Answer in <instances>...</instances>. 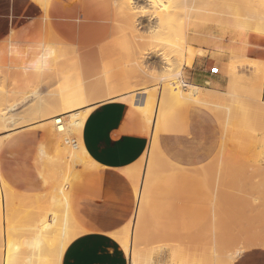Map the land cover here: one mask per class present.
Instances as JSON below:
<instances>
[{
    "label": "crops",
    "instance_id": "0c3cea01",
    "mask_svg": "<svg viewBox=\"0 0 264 264\" xmlns=\"http://www.w3.org/2000/svg\"><path fill=\"white\" fill-rule=\"evenodd\" d=\"M4 2L11 3V13L3 18L0 28V54H17L28 67L38 60H48L51 54L45 52V44L59 39L80 47L79 57L88 60L86 67L90 70V60L102 56L114 38L113 34L108 36L112 30L108 21L113 14L100 0H57L48 13L33 0ZM15 6L21 7L19 14L12 10ZM251 19L248 25L254 29ZM212 29L213 45L222 43L228 49L236 46L234 32L230 30L227 39L221 40L219 30ZM102 41L106 49L91 52L92 46ZM198 43L199 37L194 45ZM242 43L246 47L244 57L263 67L260 97L264 103V35L252 30L243 35ZM209 59L201 60L200 65L194 64L188 71L189 86H210L208 91L225 94L231 78L223 65L218 64L217 71L203 68ZM249 72L245 69L242 73L251 76ZM143 92L122 93L89 105L94 109L83 128L82 142L98 167L83 171L71 189V212L87 233L69 246L63 264H131L134 252L148 254L153 264H179L184 260H202L206 264L215 258L230 262L240 249L242 252L232 264H264V214L252 213V199L257 200L256 209L262 210L264 195L260 187L264 185V166L260 170L243 169L236 158L240 151L214 144L218 137L214 135L211 113L192 106L180 108L168 117L167 99L163 131L154 145L155 124L161 116L159 104L148 131L146 115L126 101ZM143 157L142 172L134 177L140 179L138 193L134 178L121 170L135 166ZM165 177L171 182L165 183ZM5 178L16 189L17 180ZM168 186L173 196L166 189ZM37 188L31 184L30 189ZM126 226L132 228L129 256L112 237ZM252 246L255 248L251 249Z\"/></svg>",
    "mask_w": 264,
    "mask_h": 264
},
{
    "label": "rangeland",
    "instance_id": "374dc122",
    "mask_svg": "<svg viewBox=\"0 0 264 264\" xmlns=\"http://www.w3.org/2000/svg\"><path fill=\"white\" fill-rule=\"evenodd\" d=\"M54 1L57 0H49L50 5ZM100 1L103 7H106V9L113 14L108 23L112 27L113 32L115 30L117 31L113 33L114 38L107 44L105 53L102 56L90 60L92 63L90 70L86 67V61L88 60L81 59L76 55L72 56V54H70L71 57L69 56V62L61 60L59 64L56 58L52 56V53L48 60L46 59L45 62L42 61L43 59L38 60L33 67H28L23 64L21 56L17 54L14 56L10 55V53L8 55L0 54V72H2L0 73V114L6 112V120L8 118V120L15 123V127H11L10 124H8V122L6 123V120L3 119L4 117H0V141L2 142H0V146L2 145L0 147V175L16 179L17 190H15L20 194L39 196L45 199L51 195L52 185L57 186L65 184L66 179L71 176V171L73 172V166L67 154L64 153V146L66 145L63 137L56 133L54 125H52L54 132L53 136L50 135L49 132L45 130L47 126L46 123L51 121L50 117L66 113V103L69 95L78 92L82 85L86 84V90L89 95L95 93L94 86L102 79V72L105 70L111 71L110 77L114 81L122 83L121 87H118L116 91L122 88L124 89L128 84L132 88L131 92L142 90L148 93L149 101L147 103L146 112L143 113L139 111L144 115L154 117L157 105L159 104L160 117H163L166 103L163 102V97L167 99L168 117L174 115L180 108H189L192 106H196L207 112L210 110L209 113L214 112L211 113L215 121L214 135L218 137L214 141V144L221 149H225L228 146L227 148L240 151L237 152L236 158L238 163L243 165V169L260 170L264 166V107L260 104L262 100L255 90V80H253L255 78L256 67L258 64L260 65V63L256 64L253 61L244 60L246 59L244 57L246 47L244 49L245 43H242L241 37L244 34L246 35V32L249 33L253 29L248 25V20L250 19L249 11L242 6L240 1L199 0L200 12L198 13V19L195 20L196 23L193 22L194 20L191 21V19L188 20L187 18L181 19L182 22L181 20L178 22L180 24L177 23L175 27L176 34L180 29V25L182 27V25L184 26L186 24L184 26L185 28H196L198 30L197 38L199 37V43L197 45L190 44V48L187 49V53L190 51L192 53V49H194L193 53L196 52L197 59L189 62L187 59L191 60V58L186 57L181 69H176V66L182 63L179 53L178 37L171 39L166 48L168 59L166 58L165 61H168V65H166L167 63L165 61H162L158 57L154 58V56H150V59L147 60L137 53L141 50L142 44L138 46L131 38L123 37L122 32L125 24L122 16L118 13V6L115 1ZM115 5L117 8H115ZM12 10L19 14L21 7L15 6ZM10 13L11 3L1 0L0 28L4 24L3 18L10 15ZM229 18H232V23H229ZM130 22L136 23V20L134 21V19H132ZM144 24L148 25V22ZM213 27L219 30L221 40L227 39L230 30L234 32L236 34V46L228 49V47L222 43L213 45ZM145 30L146 29H143V31ZM49 46L50 44H45V47L55 49V44L53 47ZM55 47L57 48V46ZM53 49L52 52L54 51ZM203 49L206 50L203 51ZM55 50L57 51V49ZM189 54L187 56H189ZM142 58L143 60H141ZM207 58L210 59L205 66H202L203 68H206L208 71L212 69L217 71L218 64H220L223 65V68L229 74L231 80L225 94L231 91V94L234 93L235 96L232 95L233 98H231L230 95V97L227 95L228 97L226 96L224 99L230 98L232 99V103L236 105L232 104L230 99L222 103L224 99H222L221 95L225 94L216 92V94L214 93L216 98L218 94L220 95L218 98L221 97L220 99L212 100L215 99V95L213 94V97L211 95H206L204 97L207 98L206 101L208 103H205L209 104V108L208 105L206 106L202 101L201 104L204 103V105L194 102L197 100L200 102L199 99H193L194 101H191L192 99H189V101L181 99L177 101L173 91L174 83L177 82L185 93H190L191 86H189L190 78L188 71L193 69L194 64L200 65L201 60ZM148 61L149 64L154 66V70H148V72L145 73L144 71H140L142 69L141 67L146 64L145 62L148 63ZM155 61L156 63H154ZM70 62H72V65H70ZM161 62L164 64L160 65ZM73 63L74 65L77 64V66L75 65V67ZM187 64L189 65L187 66ZM72 66L74 68H71ZM156 66H162L167 69L164 70L160 67L163 70H159ZM167 66H169V69ZM245 69L251 70V72H249L251 76H245L242 73ZM168 77L171 78L169 79ZM167 78L168 80H165ZM210 88V86L204 87L201 93H207ZM244 94L246 97L242 96ZM133 96L127 98L126 101L132 100ZM210 97H212V99ZM42 105L43 107H41ZM218 105H222L221 107L223 108H218ZM130 106L132 107V105ZM67 115L68 114L65 116ZM233 122L235 123L232 125ZM1 124L3 126H10V130L7 129L8 131L6 130L5 132L2 131L1 129L3 126ZM235 124L238 130H236V126L233 127ZM8 135L9 137H7ZM70 138L79 139L76 135ZM42 148L46 152V157H43L40 153ZM76 170L79 178L82 174V169L77 168ZM47 179L48 184H50L49 186L45 185V180L47 181ZM23 180H25V183H23ZM31 184L37 185L38 188L33 190L30 189ZM74 184L75 183H73V185ZM260 191L261 195H264V185L260 187ZM0 195V233L2 231L3 235L2 240L0 237V264H5L4 258H9L11 264H20L24 261V256L28 251L25 242L26 239L31 236V232L29 231V228L33 225L31 217L36 209H33L30 203L19 202V199V203H16V199L14 203L17 205L14 204L15 207H13L12 214L9 216L5 210V194L1 183ZM45 199L41 200L44 202ZM22 203H25L24 206ZM48 209V207H40V209H38V212H41V214H39L40 218H43L46 214L43 210H47L48 212ZM253 215L256 214L253 213ZM131 254L137 255L140 264L151 263V259L146 253L134 252ZM1 257H3V259ZM220 261L221 260L216 258L206 261V264H220ZM202 263V260H184L179 262V264Z\"/></svg>",
    "mask_w": 264,
    "mask_h": 264
},
{
    "label": "bare ground",
    "instance_id": "6f19581e",
    "mask_svg": "<svg viewBox=\"0 0 264 264\" xmlns=\"http://www.w3.org/2000/svg\"><path fill=\"white\" fill-rule=\"evenodd\" d=\"M33 1L35 3H37L46 13H48L49 8H50L49 0H33ZM114 1L118 6V13L122 16V18L124 20V24H125L124 27L125 28L123 27V32H122L123 37L131 38L136 43V45H138V46L141 44L143 45L141 47V50L139 52H137L143 58L145 57L148 60V59H150V56H154V58L158 57L162 61H165V59L168 57L167 52H166V48H167L169 42L174 37H176V38L178 37L179 53L181 56V62L182 63L179 64L178 66H176V69H181V67L183 66V63H184L183 61L186 59V57L191 58V60L187 59V60H189V62H191L192 60H195L196 52L193 53L194 49H192V51H193L192 53H191V51L189 52V50H188V52L190 54L187 53V49L190 48V44H196L197 43V32H198V30L196 28H191V29L185 28L184 27L186 25L185 24L184 26L182 25V27L180 25V29L178 30V32L176 34L175 27L177 26V23L181 19L183 20L186 18L188 20L191 19V21L194 20L193 22L196 23L195 20L198 19V16H199L198 13L200 12L199 11L200 10L199 0H114ZM239 1L242 4V6L246 10L249 11V13H250L249 18L251 17L253 19V21L251 19L252 24H253V22H255V28L253 29V31H256V32L264 35V0H239ZM201 5H203V4H201ZM117 6L115 8H117ZM243 14H244V12H243ZM132 19H134V21L136 20V23L130 22V20H132ZM182 20H181V22H182ZM145 22H148V25H145L144 24ZM186 22H187V20H186ZM245 22H246V20H245ZM178 24H180V23H178ZM244 24H246V23H244ZM143 29H146V30L143 31ZM248 30H249V28H248ZM116 31L117 30H115L113 32V29H112L111 33L108 36L112 35L113 33H116ZM52 34H53V32H52ZM246 34H247V32H246ZM52 38H54V35ZM241 39L243 40V36L241 37ZM54 40L53 39L51 40L52 43H50L49 47H53V45L55 44V46H57V48L55 46H54V48L57 49V51L52 48L55 51V52L54 51L52 52V49L46 48L45 52L47 54L53 53L52 56H54L56 58V60L59 62V64L61 63V60H66L69 62V59L71 57L70 54H72V56H74V55L79 56V54L81 53L82 49H80V47L73 46L69 43L62 42L59 39L54 43L53 42ZM244 42H245V40H244ZM51 44H53V45H51ZM138 46H137V48H138ZM94 48H96V49H94ZM105 49H106V45L103 44V41H102L96 45H93L91 52H99L100 53ZM188 54H189V56H187ZM143 58L141 60H143ZM244 60H247V59H244ZM74 61H76V60H74ZM165 62L167 63L168 61H165ZM74 63H76V62H74ZM74 63H73V65H74ZM145 63H146V64H144L145 66L143 65L141 67L142 69L140 71H144V73H145V72H148V70H152V69L154 70V68H153L154 66L152 64H149V61H148V63L147 62H145ZM154 63H156V61ZM246 63H247V61H246ZM163 64L161 62L160 65H163ZM70 65H72V62H70ZM75 65L77 66V64H75ZM166 65H168V63ZM188 65L189 64H187V66ZM244 65H245V62H244ZM160 67H162V66H160ZM160 67L158 66L157 68L159 70L167 69V68H163V67H162L163 68L162 69ZM167 67L169 69V66H167ZM71 68H74V67L72 66ZM157 68H156V70H157ZM254 69H255V67H254ZM71 70H73V69H71ZM0 73H2V72H0ZM110 73H111V71H109V70L108 71L105 70L102 72V74H103L102 79H100V81H98V83L94 86L95 91H96L95 93L89 95L87 93V90H86V87H87L86 84L82 85L80 90L78 92H76L75 94L71 93L67 99L66 113H64L62 115L59 114L57 116H52V117H50L51 121L49 123H46L47 126L45 127V130H47L50 135L53 136L54 132H53V126L52 125H54L56 133L63 137L65 145H66V146H64V153L67 154V157L70 159L71 164L73 166V172L71 171V176H70V178L66 179L65 184H60L57 186L52 185V192L50 191L51 195L48 196L47 199H45L44 197L40 198L39 196H29V195L20 194L19 192H17L14 189L10 180H8L5 177L0 175V183L2 184V186L4 188L5 205H6L5 210H6L7 215L10 216L12 214L13 207H15L14 204L19 203L21 201L26 202V203H30L31 206L33 207V209H36V211L34 210L35 212L33 213L32 217H31V221L33 222V225L29 228V231L31 232V236L28 239H26V242H25V246L27 247L28 251H27V254L24 256V261L20 264H62L64 254L67 251V249L69 248V246L74 241H76L78 238H80L81 236H83L84 234L87 233L78 224L77 220L75 219V217L73 216V214L71 212L70 197H71V189L73 187V183H75L76 179L78 178V173H77L76 169L81 168L82 172L83 171L85 172V171H88V170H91L93 168L98 167V165L94 162V160L88 155V153L85 150V147L83 145V142H82L83 128L85 126L86 120L88 119V117L90 116V114L92 113V111L94 109L93 106H89V105H91L92 103L97 102V101L100 102L101 100H104L105 98L116 97L118 95H121L122 93H127L129 91L130 92L132 91L131 86L128 84L126 86L124 85L125 86L124 89L122 88L121 90L116 91V89L118 87H121L122 83L114 81L110 77ZM168 78L170 79L171 77H168ZM168 78L165 80H168ZM253 80H255L254 81L255 90L259 94V97H260L262 83H263V67L261 66V64L257 65L255 78ZM202 89L197 88V87H191V92L187 94L181 89V87L177 84V82H175L173 85V91H174V94H175L177 101L178 100L180 101L181 99L182 100L183 99L188 100V101H189V99H192L191 101H194L193 99H199L200 102L198 100L194 101V102H197L200 105H202V104L204 105V103L207 102L206 101L207 98H204L206 95L212 96V94L213 95L216 94L213 91H207V93L206 92L201 93ZM228 93L225 95H221L222 99H224V97H226L227 95L228 96L230 95L231 98H233L232 95H234V93L231 94L232 93L231 91L229 94ZM218 96H220V95L217 94V98L215 95V99H212L213 96L210 98L212 100L220 99L221 97L218 98ZM242 96L246 97L245 94ZM227 99H230V98H227ZM227 99H224L222 101V103L224 101H226ZM163 100H164L163 102L165 103L166 97H163ZM230 100L232 103V99H230ZM230 100H228V101H230ZM148 101H149L148 93L146 91H144L142 94H139L138 96H133L132 100H129L128 103H129V105H132V107L136 111H142L143 113H145ZM201 101L204 103L201 104ZM233 101H235V100H233ZM254 101H255V99H254ZM207 103H205V105L206 106L208 105V108H209V104H207ZM224 104H227V103H224ZM232 104L236 105L235 103H232ZM260 104H262V106L264 107V103L261 102ZM211 105H210V107H211ZM227 105H229V104H227ZM221 106L218 105V108L219 107L223 108ZM214 107H215V105H214ZM225 108H226V106H225ZM228 110H229V108H228ZM209 112H210V110H209ZM228 112H230V111H228ZM211 113H214V112H211ZM6 114H7L6 112H2L0 114V117H2V118L4 117L3 119L6 120V118H5ZM66 114H68V115L65 116ZM153 118H154L153 116L146 115L147 128H145V129L148 131L150 130L152 123H154ZM7 122H8V124H10L11 127H13V126L15 127V123L11 120H8V118L6 120V123ZM162 122H163L162 117H159L157 119L156 124H155V133H154L155 134L154 135L155 136L154 137L155 143H154V145L157 143L156 141L158 139L159 133L163 131ZM234 123L235 122H233L232 125ZM10 126L4 125L1 130L5 132L7 129L11 128ZM41 126H43V125H41ZM235 126H236V124L233 127H235ZM237 126H238V123H237ZM237 126L235 127V128H237L236 130H238ZM224 130H225V128H224ZM9 135L7 137H9ZM75 135L77 137H79V139H74V138L71 139L70 138L71 136L75 137ZM228 135H226V136H228ZM233 135H235V134H233ZM227 147H226V149H228ZM155 150L159 151L158 148ZM40 153L43 157H46V152L43 148L40 150ZM163 158H166V157L163 156ZM163 158H162V160H163ZM162 160H161V163H162ZM166 160L168 161V163H170L168 159H166ZM143 162H144V157L141 160V162H139L135 166L128 168V169L121 170V171L123 173H125L129 178L132 177L131 179H133L135 176H138V174H141ZM151 164H152V161H151ZM162 164L165 165L166 161H165V163L163 162ZM169 165H171V164H169ZM152 166H153V164H152ZM159 166H160V164H159ZM166 166H168V165L166 164L165 167ZM149 168H151V167L149 166ZM253 169H256V168H253ZM151 173H152V171L150 172V174ZM146 176H148V175H146ZM174 176H175V173H174ZM138 177H137V179L136 178L133 179V180H135L134 182L138 185V186L137 185L135 186L136 192L138 191V187L140 189V184H139L140 179H138ZM171 177H169V178L171 179ZM194 177L197 178L196 176H194ZM194 177H192V178H194ZM167 179L168 178H166V180L165 179H162V180H165V183H166V181H170L169 179L168 180ZM136 180L138 183L136 182ZM173 182H174V180H173ZM189 182L191 183L192 181L189 180ZM167 183H168L167 185L170 184L169 182H167ZM160 184H161V182H160ZM45 185H48V186L50 185V184H48V179H47V181L45 180ZM145 185H146V182H145ZM159 185H158V187H160ZM194 185L192 184L191 186H194L195 191H196L197 190L196 189L197 183H195ZM148 186L149 187H146V188H148L147 191H150V185H148ZM174 187H175V185H174ZM163 189L160 188L161 191ZM166 189L167 190L169 189L168 191L171 193V191H170L171 187L166 188ZM172 189H173V187H172ZM167 190H165V191H167ZM198 190H199V188H198ZM165 191L163 192V194L166 193ZM174 191H176V188ZM198 192L197 193L195 192L197 194L196 196L200 195V194H198ZM138 193H139V191H138ZM172 196H173V194H172ZM0 198H1V195H0ZM198 198H200V197L198 196ZM16 199H17V202L14 203L16 201ZM18 199L20 200L19 202H18ZM41 199L42 200L45 199V201L43 202ZM256 201H257L256 199H252L253 213L264 214V199L261 200V205H260L262 208L261 211H258L256 209V206H255ZM24 204L22 203L23 206H24ZM42 206L44 208L48 207L49 209H48V212H47V210H43L46 214L43 216V218H40L39 214H41V212H38V209H40V207L43 208ZM187 207L188 206L186 205V207H185L186 210H188ZM165 217H166V215H165ZM168 217H169V215H168ZM166 219H167V217H166ZM168 220H170V218ZM170 225L172 226V223H170ZM131 229L129 226H126L123 229H121V231H119L120 234L118 232L112 234V237L121 244L122 248L124 249V251L126 252V254L128 256L130 255L129 238H130V234H131L130 233ZM0 237L2 240V238H3L2 231L0 233ZM241 247L244 248L243 245ZM241 247H239V248H241ZM254 248L255 247H253L251 249H254ZM263 248H264V245H263ZM244 249L249 250L250 248L247 247V249L246 248H244ZM241 252H242L241 249H240V251L239 250L237 252L235 251V254L231 257L230 262L227 259L226 260L223 259L225 261L222 260L220 262L221 263L223 262L222 264H225V263L227 264V261H228V264H232L235 261V259L240 255ZM238 253H239V255H238ZM225 256H228V255H225ZM228 257H230V256H228ZM228 257H226V258H228ZM1 258L3 259V257H1ZM4 262H5V264H11L9 258H7V259L4 258ZM131 264H140L136 254L131 255ZM150 264H153V259H151Z\"/></svg>",
    "mask_w": 264,
    "mask_h": 264
},
{
    "label": "snow or ice",
    "instance_id": "6c2138e0",
    "mask_svg": "<svg viewBox=\"0 0 264 264\" xmlns=\"http://www.w3.org/2000/svg\"><path fill=\"white\" fill-rule=\"evenodd\" d=\"M238 255H239V253H238Z\"/></svg>",
    "mask_w": 264,
    "mask_h": 264
}]
</instances>
